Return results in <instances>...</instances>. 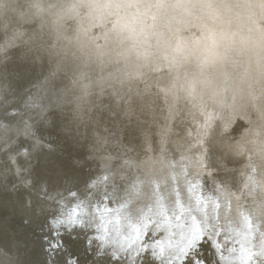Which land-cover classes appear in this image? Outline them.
Listing matches in <instances>:
<instances>
[{
	"label": "water",
	"instance_id": "water-1",
	"mask_svg": "<svg viewBox=\"0 0 264 264\" xmlns=\"http://www.w3.org/2000/svg\"><path fill=\"white\" fill-rule=\"evenodd\" d=\"M1 40L3 35H0V54H5L4 48L8 42L3 43V40L1 43ZM30 49L27 48L25 53L23 49L14 50L17 52L14 59L6 64L20 63L29 66L28 70L20 72V79L19 74L17 77L6 79L4 74L0 73V228L4 230L1 232L7 236V245L12 250L13 258L9 264H118L113 258L114 253L120 259L119 264H141L144 261L145 264H151V259L147 256L137 259L134 251L130 253L127 248L120 250L122 246L131 243L129 237L136 239V246H140L148 239L144 234L148 229L138 222L132 224L129 220H125L128 222L125 226V222L122 225L120 218L124 216L121 217L120 211L116 212V209L119 206L126 208L123 206L126 203L133 205V201L128 197V191L133 184H138L140 189L142 187L141 180L134 174L146 173L141 163V150L148 145L157 144L155 133L153 134L154 128L149 125L152 115L148 111L146 125H126L128 130L122 133L117 127L123 120L119 116L120 113H117V116L112 115L111 119L108 117V121L102 119V113L99 115L96 108V113L91 115L90 125L82 129L83 124L78 116L81 115L78 112V88L74 84L75 81L65 73L73 71L76 66L82 67L79 65L81 63H63L62 68L58 70L60 67H57V63L50 64L46 59L40 62V68L36 70L32 65L35 62V54ZM83 64L84 68L87 63ZM0 71H3L2 68ZM96 114L98 116L93 117ZM133 114L130 117L134 118ZM125 123L124 121V125ZM149 130L147 135L146 131ZM173 147L171 145L170 148L176 151ZM64 151L78 155L84 165L76 160V156H73L75 159L64 158ZM122 151H129L131 163L125 162L123 158L127 155ZM163 152L167 159L166 164L171 165V172L165 169L159 177V184H155L152 189L155 192L150 193L152 206L144 211L145 218L151 217L161 225L153 235L163 231V235L156 242L158 249L164 250L163 259L157 260L156 264H183L182 257H170L169 254L178 252L190 237L198 242L197 238L192 236L193 233L210 235L213 225L218 233L227 232L228 250L224 251L225 241L221 239V235L213 236L212 244L209 245L205 241L201 248L203 264H260V258L253 257L249 260L248 257L256 251L250 244H255L260 250L261 240L264 239V221L261 223L259 218H253L252 216L257 215L254 212L252 215L244 212L243 221L239 218L237 224L230 220L221 221L217 203L214 205L215 201H212L211 206L205 203L210 198L192 197V201L183 200L184 195L179 194L183 190L184 194L188 193L190 196L192 191H197L200 196L216 197L218 190L215 183L218 179L200 178L195 186L187 185L186 182L181 186L176 176V161L180 158L177 159L175 152ZM217 152L218 155H212L211 161L214 164L219 163V167L224 168L226 163L230 166L241 160L240 157H237V160L234 157L233 160L228 159L229 155L224 153L225 150ZM168 153L170 154L167 156ZM122 155L124 156L121 159ZM13 158H17L20 168L18 171L13 164ZM114 165L122 167L118 173L110 172L112 178L103 174ZM62 166L67 167V174L61 173ZM153 166L157 167L155 164ZM29 169H32L34 176L37 175L33 183V193H26L24 190V180L29 181V178H32ZM181 171H187L186 166ZM235 173L236 169L231 168L227 171H215L213 175H226L232 181L237 177ZM159 175H156L154 170L150 176L155 180ZM185 176L189 174L186 173ZM166 180L170 182L163 184ZM161 183L165 193H169L168 196L162 195L159 188ZM140 189L138 193L141 192ZM222 196H219L222 198L220 204L226 208L230 197L223 193ZM157 201L162 207L157 206ZM74 204H78V209L71 208ZM159 211L164 215H158ZM262 212L264 213V208ZM69 216L76 221L75 224L68 223ZM106 216H110V222L105 220ZM226 216L231 217L227 213ZM82 217L83 223L78 220ZM244 217L252 222L250 227L246 226ZM209 218H212L211 222H208ZM58 220H63L64 224L54 227ZM134 225L141 228L139 233L133 232ZM5 238L0 237V242ZM245 240L249 241L248 244H242ZM148 243L152 241L149 240Z\"/></svg>",
	"mask_w": 264,
	"mask_h": 264
},
{
	"label": "clouds",
	"instance_id": "clouds-1",
	"mask_svg": "<svg viewBox=\"0 0 264 264\" xmlns=\"http://www.w3.org/2000/svg\"><path fill=\"white\" fill-rule=\"evenodd\" d=\"M0 35L119 78L142 108L179 93L220 113L213 137L240 125L236 149L264 140V0H0Z\"/></svg>",
	"mask_w": 264,
	"mask_h": 264
},
{
	"label": "bare ground",
	"instance_id": "bare-ground-1",
	"mask_svg": "<svg viewBox=\"0 0 264 264\" xmlns=\"http://www.w3.org/2000/svg\"><path fill=\"white\" fill-rule=\"evenodd\" d=\"M4 40V41H3ZM3 40H1V43L8 42V44L5 46V54H0V69L2 68L3 71H0L1 74H4L6 79L14 78V76L17 77L19 74V79L21 78L20 72L23 70H28L29 66L27 65H21L20 63H17L15 65H6L9 63V61L13 60L16 53L14 50H22L23 52H27L28 50L33 46L32 44H22L20 41H17L15 38L7 35H3ZM9 47V48H7ZM35 59V62L32 63L33 66H35V69L37 70L40 68L39 64L41 61L38 62L37 60V54L33 57ZM46 60V59H44ZM84 62H81L82 67L76 66L74 67L73 71H65L67 77H71L75 82L74 84L78 88V96L80 98V105L78 106V112L81 115H78L80 119V122L82 125V129H85L89 124L91 120V115L96 113L101 114L102 113V119L108 121L111 119L112 115L117 113H120L119 115L123 120L122 123H118L117 119L115 117V123L117 124L119 132H126L128 128L126 125H146V115L149 113L152 115V119H149V125L154 128L153 134L155 133V143H157L154 146H147L143 150H141V163L146 171L144 175L142 173L134 174L135 176L139 177V179L142 182V187L140 191L137 193L135 198L133 197L131 200L133 201V207L142 208L147 210L152 205L151 202L153 201L151 199V192L152 187L155 184H159L160 181L159 177L164 173L165 169L167 172H171V165H167V159L164 157L165 153L163 151H169L173 154H177V159L180 158V160H177V180L180 181L179 183L181 186L182 184L186 182L187 185L195 186V184L198 182V179L202 180H217L215 183L216 189L218 190V195L214 198H211L213 196L207 195V196H200L197 195V191H192L191 194H184V190L179 192V194L184 195L183 200H191L192 197L205 199L210 198L205 203H208L210 206L212 205V201H215V204L219 205V209L217 210L218 215L220 217V220H223L228 218L226 216V213L229 214L231 219L233 220V224H237V220H242L241 214L244 212H249L252 215V212L258 211L259 213L254 212L256 217L252 216L253 218H256L261 221H264V213L262 212V208H264V140H257L254 143H251L249 145H246L243 149H236L234 147L236 135L237 134H229L227 131V128L224 127L223 131L217 130L215 136H212L213 130L217 127L218 124H220L222 117L220 113L213 112L212 110H205L203 108L195 109L192 107L189 103L183 101L181 97L178 96L175 101L166 103L163 108H156L154 106H147L141 107L139 105V101L135 97L134 91L129 88L127 85L122 84L119 81V78L113 77V76H101L95 72L92 71V68L87 63L85 67L83 68ZM26 64V63H25ZM56 63H54L55 65ZM60 67L58 70H60L63 65V63H57ZM60 64V65H59ZM53 65V66H54ZM20 70V71H19ZM61 71H57V73H60ZM68 72V73H67ZM69 73H73L74 75L71 76ZM56 74V73H55ZM18 80V79H16ZM96 83V85L92 83ZM82 97V98H81ZM161 98L163 99V96L161 95ZM113 103V104H112ZM134 111V112H133ZM106 112V113H104ZM133 114V117H130V115ZM143 113V115H141ZM99 114V115H100ZM76 116V117H78ZM98 116L97 114L93 117ZM136 116V117H135ZM110 119H109V118ZM124 121L126 122L124 125ZM70 126V125H69ZM132 128V127H131ZM73 129V128H71ZM77 130L79 131V128L77 127ZM234 130V129H233ZM232 130V131H233ZM236 131V130H235ZM233 131V132H235ZM150 130L146 131V134L149 135ZM190 134V135H189ZM41 139V138H40ZM42 141V140H41ZM173 145L174 149L176 151H173L171 147ZM63 147H65V144L63 143ZM220 151H226L227 155H229L227 158L233 160V157L235 160H237V157L240 161L237 163H233L229 166V163H226V166L224 168L219 167V163L214 164L213 161H211L212 155L217 156L218 152ZM227 151L229 153H227ZM39 152V151H38ZM37 152V153H38ZM125 152L127 156H125L123 159H125V162L127 163L130 161L132 162L131 157L129 154V151H122ZM180 152V153H179ZM36 153V152H33ZM64 158L68 157L70 159H75L73 156H76V160L80 161V164L84 165V161L81 160L78 155H72L70 153L63 152ZM30 154V152H29ZM28 154V155H29ZM69 154V155H68ZM170 153L167 154V156ZM181 154V155H180ZM35 154H32L34 156ZM124 155L121 156V159ZM180 156H183L182 158ZM113 157V156H112ZM114 158V157H113ZM109 159V158H108ZM185 161H184V160ZM110 160V159H109ZM152 160V161H151ZM13 164L15 165L16 171L20 170L19 164L17 161V158L12 159ZM112 162V160H110ZM83 162V163H82ZM106 164L110 167L107 161L104 160ZM121 165L123 164L120 161ZM155 164L157 167L153 166ZM129 165V164H126ZM186 166L185 172L181 171ZM28 167V166H27ZM66 166H62L61 173H66ZM231 168L236 169V176L232 179V181L229 179V177H226V175L223 177L214 174L215 171H222L228 170ZM154 170L156 171V175L158 173L159 176H156L155 180L151 179V174H153ZM161 170V171H160ZM28 171V170H27ZM111 170H106L104 175L108 176L109 178H112L111 176ZM188 173L189 176L182 177L183 173ZM29 173H32V178H29V181H25L24 183L26 193H32L34 192L33 189V183L34 180L37 178V175H33L32 169ZM142 174V175H141ZM147 174H150L149 176L145 177ZM205 174V175H204ZM18 175V174H17ZM181 175V177H180ZM26 176H28V172L26 173ZM20 177V176H19ZM252 177V179H250ZM255 177V178H254ZM108 178V179H109ZM225 178V179H224ZM232 178V176L230 177ZM238 178V179H237ZM172 180V178H171ZM229 180V181H226ZM164 182H170V180L163 181ZM235 184V185H234ZM257 184V185H256ZM146 186H148L149 191H145ZM167 186V185H166ZM160 190L163 196H168L169 193H165L164 187L162 183L160 184ZM197 188V187H195ZM195 188H190L191 190ZM180 189V188H178ZM255 190V193H254ZM199 193L203 195L200 191ZM206 193V192H205ZM223 194H227L230 199L229 203H227L226 208L221 206V200L222 198L219 196H222ZM20 194V193H19ZM208 194V193H206ZM214 194V193H213ZM216 194H214L215 196ZM209 196V197H208ZM255 196V198H254ZM19 197V195H17ZM224 197V196H222ZM197 198V199H198ZM200 201V200H199ZM256 202V205H252ZM144 202V205H140V203ZM198 202V201H197ZM196 202V204H197ZM28 205L30 206L31 203L29 202ZM213 205V206H214ZM74 207L78 209V204H74ZM119 206L117 210L120 211L121 217L120 218L121 224L125 222V220H129V210L127 208H120ZM217 208V207H216ZM259 214V215H258ZM217 215V216H218ZM225 216V217H224ZM259 216V217H258ZM65 217V216H64ZM63 217V218H64ZM78 218V217H77ZM83 223V217L78 219ZM105 220L107 222H110V216H106ZM130 221V220H129ZM128 223L127 221L124 223V226ZM138 227V225H134V228ZM2 228H0V237H6L2 242H0V264H9L11 259L13 258L12 250L9 249V246L7 245L8 238L5 235ZM100 233V229H98ZM134 233H136L133 230ZM132 235V234H131ZM240 238H242V234L240 235ZM132 239V238H131ZM219 242V240H218ZM242 244H248V240L242 241ZM111 244V243H110ZM251 247L255 248V252L259 251V248L255 244H250ZM129 250V249H128ZM116 251V250H115ZM127 251V250H126ZM133 252L130 250V253ZM143 259V258H142ZM225 261H228L224 259ZM146 261L141 262V264H145ZM140 263V262H139Z\"/></svg>",
	"mask_w": 264,
	"mask_h": 264
},
{
	"label": "snow or ice",
	"instance_id": "snow-or-ice-1",
	"mask_svg": "<svg viewBox=\"0 0 264 264\" xmlns=\"http://www.w3.org/2000/svg\"><path fill=\"white\" fill-rule=\"evenodd\" d=\"M190 135V134H189ZM121 165H114L110 169L111 171H117L121 168ZM104 179H107V177H104ZM139 191V185L138 184H133L131 188L128 191V197L129 200H131L133 197L136 196V194ZM175 199L173 200V203H175ZM157 206L162 207L160 205V202L157 201ZM124 207L128 208L129 210V220L132 222V224H136L137 222L142 225L143 228L147 227L148 231L145 234L148 239L144 240L140 246H136V239H129L131 240V243H129L127 246H122L120 250H124L125 248L132 250L136 253V258L137 259H142L143 257L147 256L151 259V264H156L157 260H162L163 259V249L159 248L156 245V242L159 241L160 237L163 235V231L161 230L157 235H153V233L161 228V225L159 224L158 221L153 220L151 217L145 218L144 215V209L142 208H137L133 207L131 204L126 203L123 205ZM217 208H219V205H216ZM151 210V209H150ZM158 215L163 216L164 213L162 211L157 212ZM242 215V214H241ZM177 219L179 217H176ZM212 218H209L208 222H211ZM246 226H251L252 222L248 220L247 217H244ZM68 223L70 224H75L76 221L69 216ZM64 224L63 220H58L56 222V225L54 227ZM134 231L136 233H139L141 231L140 227H135ZM195 236L197 238V241H193L190 238L186 240V243L183 247H180L178 252H172L169 254L170 257H182L183 258V264H203L204 258L201 255V248L203 246V243L206 241L209 245L212 244V237L215 235H221V239L225 241V247L224 251L228 250V244L229 241L227 240V232L220 234L215 230V225H213V232L209 234H201L200 232L193 233L192 236ZM149 240L152 241V243H148ZM147 245V246H145ZM119 251V250H118ZM253 257L260 258V264H264V239L261 240L260 244V250L258 252L252 253L248 259L251 260ZM113 258L117 260L119 264V257L113 254Z\"/></svg>",
	"mask_w": 264,
	"mask_h": 264
},
{
	"label": "rangeland",
	"instance_id": "rangeland-1",
	"mask_svg": "<svg viewBox=\"0 0 264 264\" xmlns=\"http://www.w3.org/2000/svg\"><path fill=\"white\" fill-rule=\"evenodd\" d=\"M92 84H94V85H96V83H92ZM234 129V130H233ZM232 130L233 131H235V132H231V134L233 133V134H237L239 131H240V125H237L236 127H234ZM263 166H264V163H263ZM154 187H152V189H153ZM146 190L145 191H149V188H148V186H146V188H145ZM145 203L144 202H142V203H140V205H144ZM252 205H256L255 203H253ZM255 212V211H254ZM229 218V219H228ZM228 218H226V219H224V221H227V220H230L231 222H233V220L230 218V217H228ZM261 220V219H260ZM221 221H223V220H221ZM263 221H261V223H262Z\"/></svg>",
	"mask_w": 264,
	"mask_h": 264
}]
</instances>
